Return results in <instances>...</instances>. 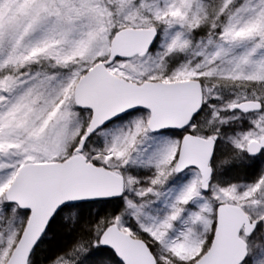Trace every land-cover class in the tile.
<instances>
[{"label": "snow or ice", "instance_id": "snow-or-ice-1", "mask_svg": "<svg viewBox=\"0 0 264 264\" xmlns=\"http://www.w3.org/2000/svg\"><path fill=\"white\" fill-rule=\"evenodd\" d=\"M0 264H264V0H0Z\"/></svg>", "mask_w": 264, "mask_h": 264}]
</instances>
